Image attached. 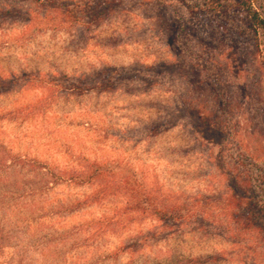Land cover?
Segmentation results:
<instances>
[{
	"label": "rangeland",
	"instance_id": "rangeland-1",
	"mask_svg": "<svg viewBox=\"0 0 264 264\" xmlns=\"http://www.w3.org/2000/svg\"><path fill=\"white\" fill-rule=\"evenodd\" d=\"M223 1L120 0L76 29L28 1L31 22L0 20V77H17L0 91V264H264V228H242L225 205L264 206V138L252 130L264 131V31L255 50L237 0ZM106 65L124 67L113 88L69 87ZM191 70L220 100L243 80L250 94L200 125L184 111ZM92 166L105 193V179L68 178ZM164 205L179 215L161 219Z\"/></svg>",
	"mask_w": 264,
	"mask_h": 264
},
{
	"label": "trees",
	"instance_id": "trees-1",
	"mask_svg": "<svg viewBox=\"0 0 264 264\" xmlns=\"http://www.w3.org/2000/svg\"><path fill=\"white\" fill-rule=\"evenodd\" d=\"M28 1L34 2V4L39 7V10H41L42 15L46 16L49 20L51 19L50 16H47V14L51 12L59 16L60 24L68 23L75 29L77 27L79 28L81 22H86L89 25V21L96 23L103 18L110 17L120 3V0H82L81 2L57 0H3L0 1V20L23 18L24 20L31 22L32 17L34 16L33 12H30L31 10L29 8L27 10L24 9L27 5L24 6L22 4L27 2L29 5ZM254 1L256 0H237L236 6L242 13H244L248 28L252 30L247 36L249 38L251 37L250 39H253L254 37V40L252 41H254L255 50H259V44L256 42V37L261 30L264 31V15L260 12ZM209 2L211 5L208 10L218 9L219 7L225 9L229 6V4H225L226 1L223 0H209ZM204 9L202 8L201 10L204 11ZM239 33L240 35H244L246 37L245 39H249L244 34V31ZM242 66H245V64ZM191 73L195 74V79L193 77L191 84L192 88L197 91V93L189 95L190 101L186 99L185 102L188 101V103L184 111L189 118L198 122V124L200 123V125H206L212 122L218 123L223 109H226L228 116L232 117L234 109L236 108L234 107L236 105H234L233 102H235L236 99L242 98L243 96L241 94H244L245 97L250 94V80H243L241 85L244 86V93L232 92L225 95L224 98H221L220 100V96L224 94L222 93L223 91L219 92L216 89H212V87L207 84V81L201 78V74H199L198 71L191 70ZM16 78V76H13L12 78L0 77V91L9 90L13 86ZM122 78H124V67L106 65L93 73H83L79 75L69 87L78 93L93 88H113L117 82L122 80ZM254 82L255 80H253L251 84L254 85ZM258 96L261 97V94H258ZM236 103L241 102L237 101ZM262 108V113L264 114V107ZM256 128L261 131L260 134L264 138V131L261 129V126L254 123L252 130H255ZM250 154L254 159L259 158L253 152H250ZM98 167L92 166V168H87L81 172L72 171L68 175V178L71 180L79 179L80 181L87 180L88 182L105 179V172ZM123 184L124 182L114 185L119 188L123 187ZM104 185V188H102V191H104L103 193L106 192L105 190H108V186H111L106 179L104 181ZM148 202H150L149 198H138L136 200V203L139 204L142 209L146 208H143V205ZM225 205L229 209L228 214H230L232 218L236 217L234 220L235 223L243 222L241 225L243 226L242 228L253 229L258 226L264 228L262 223L264 222V220H262L264 218V212L262 211L264 208L263 205L256 207V204H253L255 210L249 213L246 211V207L249 205L252 206V204L251 200L247 199L245 196L231 197L227 200ZM154 208L161 219L168 221L179 215L181 210L180 207L172 205H164L163 207L157 206ZM99 223L101 224V222Z\"/></svg>",
	"mask_w": 264,
	"mask_h": 264
}]
</instances>
